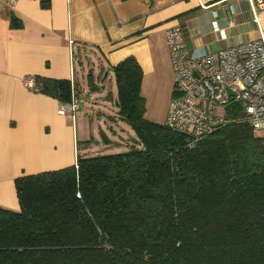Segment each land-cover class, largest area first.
Instances as JSON below:
<instances>
[{
    "label": "trees",
    "instance_id": "1",
    "mask_svg": "<svg viewBox=\"0 0 264 264\" xmlns=\"http://www.w3.org/2000/svg\"><path fill=\"white\" fill-rule=\"evenodd\" d=\"M10 24L21 26L13 15ZM111 69L136 144L17 176L19 209L0 206V264H264V135L236 104L191 146L144 117L133 56ZM33 79L37 92L70 101V79Z\"/></svg>",
    "mask_w": 264,
    "mask_h": 264
},
{
    "label": "crops",
    "instance_id": "2",
    "mask_svg": "<svg viewBox=\"0 0 264 264\" xmlns=\"http://www.w3.org/2000/svg\"><path fill=\"white\" fill-rule=\"evenodd\" d=\"M218 1L206 8L198 0H16L12 7L0 1V206L19 209L17 176L73 165L77 155L124 139L113 125L121 119L111 83L112 66L124 58L141 67L144 117L164 122L173 89L167 29L181 28L190 53L258 37L248 0ZM12 15L19 28L11 27ZM214 21L227 39L213 30ZM259 25L264 29V12ZM35 75L75 78L79 109L83 97L88 104L85 117L60 115L55 97L26 88L23 79Z\"/></svg>",
    "mask_w": 264,
    "mask_h": 264
},
{
    "label": "built area",
    "instance_id": "3",
    "mask_svg": "<svg viewBox=\"0 0 264 264\" xmlns=\"http://www.w3.org/2000/svg\"><path fill=\"white\" fill-rule=\"evenodd\" d=\"M12 7L16 0H0ZM203 8L212 0H198ZM226 0H219L222 2ZM252 20L258 25V37L233 43L213 52L190 53L178 26L166 30V42L173 73V89L163 124L188 137L193 146L202 136L225 122L230 105L242 109L254 131H264V29L259 25L264 0H248ZM217 16L216 11L213 12ZM232 23V20L229 21ZM221 39L227 33L213 22ZM72 97L59 102L58 113L71 115L79 110L74 78H70ZM26 88L38 91L33 78H24ZM219 106L224 116L215 114Z\"/></svg>",
    "mask_w": 264,
    "mask_h": 264
},
{
    "label": "rangeland",
    "instance_id": "4",
    "mask_svg": "<svg viewBox=\"0 0 264 264\" xmlns=\"http://www.w3.org/2000/svg\"><path fill=\"white\" fill-rule=\"evenodd\" d=\"M111 83H112L113 91H116L115 81L111 80ZM82 97H83V95H80V98H82ZM85 98L86 97H83V101L81 102L82 103V107H81V103H80V109L75 113L77 115H83V117H85V114L82 113V112H84V109L88 105L85 102ZM110 100H111L112 104L111 103L107 104V110H108V113H110V117L114 118V117H117L118 114L116 115V113L114 111L111 112L110 110H111V107H113V105L116 104V101L113 98H110ZM225 113H226V108L224 106H219L215 110V114L219 115V116H224ZM117 122H118L119 125L118 124H113L114 128H116L118 133L124 132V135H123L124 139H120L119 140L117 138L116 142L112 143L111 145L104 144L103 141L101 139H99L100 142L103 143V145H100L98 151H96L97 154H106V153L126 151V150L130 149L132 146H134L136 144V140H134V137L136 136L135 132L129 127V125L124 120H118L117 119ZM105 129L106 128H104V130ZM123 129H124V131H123ZM125 129H128L129 132L127 133L125 131ZM96 130H97L96 134L98 135V129H96ZM257 133L260 134V135H264V131H258ZM128 134H131V135H128ZM79 145L81 146L80 142H79ZM80 152L81 151H80V148H79V153ZM81 154H83V153H81Z\"/></svg>",
    "mask_w": 264,
    "mask_h": 264
},
{
    "label": "water",
    "instance_id": "5",
    "mask_svg": "<svg viewBox=\"0 0 264 264\" xmlns=\"http://www.w3.org/2000/svg\"><path fill=\"white\" fill-rule=\"evenodd\" d=\"M218 126H220V125L219 124L215 125V127H218Z\"/></svg>",
    "mask_w": 264,
    "mask_h": 264
}]
</instances>
